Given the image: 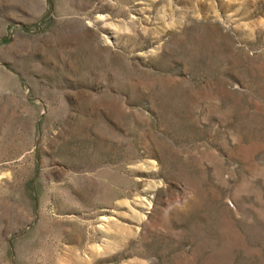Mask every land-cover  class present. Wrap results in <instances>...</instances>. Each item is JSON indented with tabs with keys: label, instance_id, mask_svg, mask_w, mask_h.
Returning a JSON list of instances; mask_svg holds the SVG:
<instances>
[{
	"label": "rangeland",
	"instance_id": "1",
	"mask_svg": "<svg viewBox=\"0 0 264 264\" xmlns=\"http://www.w3.org/2000/svg\"><path fill=\"white\" fill-rule=\"evenodd\" d=\"M0 264H264V0H0Z\"/></svg>",
	"mask_w": 264,
	"mask_h": 264
}]
</instances>
